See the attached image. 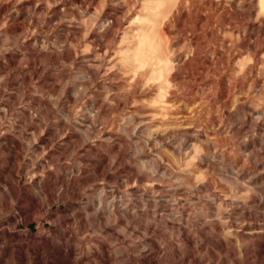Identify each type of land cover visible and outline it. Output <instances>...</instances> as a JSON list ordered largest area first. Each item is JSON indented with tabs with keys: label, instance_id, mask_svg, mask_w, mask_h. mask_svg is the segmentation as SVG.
Returning a JSON list of instances; mask_svg holds the SVG:
<instances>
[{
	"label": "rangeland",
	"instance_id": "obj_1",
	"mask_svg": "<svg viewBox=\"0 0 264 264\" xmlns=\"http://www.w3.org/2000/svg\"><path fill=\"white\" fill-rule=\"evenodd\" d=\"M122 1L0 0V264H264V0Z\"/></svg>",
	"mask_w": 264,
	"mask_h": 264
},
{
	"label": "bare ground",
	"instance_id": "obj_2",
	"mask_svg": "<svg viewBox=\"0 0 264 264\" xmlns=\"http://www.w3.org/2000/svg\"><path fill=\"white\" fill-rule=\"evenodd\" d=\"M31 1V0H30ZM79 1V0H78ZM92 1V0H91ZM97 1V0H96ZM220 1V0H219ZM33 2V1H32ZM85 2V1H84ZM67 3V2H66ZM89 3H92V2H89ZM207 3H209V6L207 7V10L209 9V10H215L216 12L218 11V8L220 7V4H219V2H214V0H209ZM33 4V6H34V3H32ZM96 4V3H95ZM219 4V5H218ZM62 5H65V4H62ZM91 5V4H90ZM202 5H203V3L201 4L200 3V0H179L178 2H177V5H176V7H175V9H176V13H175V15L171 18L172 20H170V22L171 23H173V25L172 26H180L181 27V25H183L184 24V20H188V18L190 17V12L192 11V10H194V11H200V9H203L202 8ZM38 7L40 6V5H37ZM223 7H224V5H223ZM222 7V8H223ZM41 8V7H40ZM63 8V7H62ZM125 8H126V5H125V2L124 1H122V0H117V2H116V4H114V5H112V7L110 8V10H109V12L106 14V17H105V19L103 20V22H104V26H105V28L107 27V26H109L110 25V23L111 22H115L116 24H117V22H118V17H119V14H123L124 13V10H125ZM45 9V8H44ZM60 5H58V6H55L53 9H52V11H53V16L54 17H57V16H59L60 15ZM62 10V9H61ZM34 11V10H33ZM21 13V12H20ZM182 21V22H181ZM179 22H181V24L179 23ZM200 20L199 19H195L194 20V23H195V28L196 29H194V31L195 30H198V29H200ZM55 23V22H54ZM192 24H193V21H192ZM59 26H61V27H66V25L64 24V23H59ZM58 26V27H59ZM168 31H169V33L171 34V33H175L174 31H173V28L172 27H170V25L168 26V29H167ZM193 31V32H194ZM177 32V31H176ZM261 35H264V32L263 33H261V34H256V35H253V34H250V36H253L254 37V42H258V41H260L261 40V38L263 37H261ZM102 36V35H101ZM179 39H182V40H188V39H190V41L193 43L194 42V44H196L198 41V38H199V35L197 34V33H195V36H194V34H193V37L191 36V37H188L187 36V34H185V32H184V30H182V29H179ZM250 38H248V36H244L243 37V42L246 44H248V45H251V41L249 40ZM264 39V38H263ZM99 40H101L100 38H99ZM195 40V41H194ZM189 41V42H190ZM263 41V40H262ZM261 41V42H262ZM264 44V43H263ZM258 45V44H257ZM255 47H262V43L260 44V45H258V46H255ZM195 48H197L196 46H195ZM193 49H194V47H193ZM195 50V49H194ZM196 51H192L191 52V54H189L187 57H190L191 55H194V53H195ZM44 54V53H43ZM193 57V56H192ZM191 57V58H192ZM196 58V57H195ZM183 76V75H182ZM247 101V100H246ZM246 101H241L242 102V105H246ZM240 102V103H241ZM237 103V102H236ZM102 107V106H101ZM145 121V120H144ZM191 126V125H190ZM2 139H8V136H4V138H2ZM93 146V145H92ZM91 146V147H92ZM19 180L21 181V182H23V180H22V178L21 177H19ZM9 181V180H8ZM70 181L71 182H74V177H72L71 179H70ZM2 182V181H1ZM7 183V182H6ZM30 183H34L35 184V181L34 182H30ZM12 184V183H11ZM10 183H7L6 185L8 186V187H11L12 185H11ZM69 185V184H68ZM66 187V186H65ZM71 187V186H70ZM5 188V187H4ZM6 189H8L7 187H6ZM65 189H67V187L65 188ZM5 190V189H4ZM5 192V191H4ZM255 227V226H254ZM244 229H246V228H244ZM249 229V228H248ZM252 230V229H251ZM242 232H241V234H243V233H246L243 229L241 230ZM248 231V230H247ZM251 233L254 235V236H256L257 238H259V252L260 253H263L264 252V228H261V226H260V228L258 227V228H254V231L252 232L251 231ZM239 234V233H238ZM247 234H249V233H247ZM264 256V255H263Z\"/></svg>",
	"mask_w": 264,
	"mask_h": 264
}]
</instances>
